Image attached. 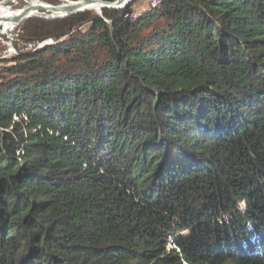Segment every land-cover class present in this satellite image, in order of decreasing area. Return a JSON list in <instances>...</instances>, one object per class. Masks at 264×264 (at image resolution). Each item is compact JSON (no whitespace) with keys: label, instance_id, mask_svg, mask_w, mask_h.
I'll return each mask as SVG.
<instances>
[{"label":"trees","instance_id":"16d2710c","mask_svg":"<svg viewBox=\"0 0 264 264\" xmlns=\"http://www.w3.org/2000/svg\"><path fill=\"white\" fill-rule=\"evenodd\" d=\"M130 7L15 31L0 264H264V0Z\"/></svg>","mask_w":264,"mask_h":264},{"label":"water","instance_id":"95a60500","mask_svg":"<svg viewBox=\"0 0 264 264\" xmlns=\"http://www.w3.org/2000/svg\"><path fill=\"white\" fill-rule=\"evenodd\" d=\"M132 0H117L115 2H105L100 0H82L77 2L69 1V3L63 5H45L36 4L20 9L2 8L3 4L0 3V15L8 13L5 16H0V23H9L12 25H18L28 18H41V19H57L63 18L68 15L87 10L88 6L97 5L101 9H117L122 10L128 7ZM5 2V3H9ZM40 12H43L41 14ZM1 29V28H0Z\"/></svg>","mask_w":264,"mask_h":264},{"label":"built area","instance_id":"2783aa9c","mask_svg":"<svg viewBox=\"0 0 264 264\" xmlns=\"http://www.w3.org/2000/svg\"><path fill=\"white\" fill-rule=\"evenodd\" d=\"M8 1H10V2L5 3ZM30 1H31V3L28 0H0V3L3 4L2 8H10V9H20V8L29 7V6L36 5V4H45V5H49V6L53 5V4L44 2L42 0H30ZM57 1L60 3L57 5H63V4L69 3V0H57ZM161 1L162 0H149L147 10L152 9V8H156ZM40 13L43 14V12H40ZM7 14L8 13L5 12V13L1 14L0 16H5ZM136 16L137 15H135L133 13L131 14V18H135ZM8 24L9 23H0V28H1L0 29V37L2 38L1 42L3 44V47L0 50V61L5 60L6 58L8 59V58L14 57L17 55V50H16V47L14 46V39L17 36V34H15V31L17 30V28L20 24L13 25V26H11L10 29L7 28ZM10 25H12V24H10ZM4 26L6 27L5 30H3ZM11 33L14 36H12ZM6 35H8V36H6ZM3 37H5V39ZM46 42H51V40H47L45 42L39 43L36 47L39 48V46L40 47L43 46L44 44H46ZM31 47L32 46L30 45V48Z\"/></svg>","mask_w":264,"mask_h":264},{"label":"rangeland","instance_id":"374dc122","mask_svg":"<svg viewBox=\"0 0 264 264\" xmlns=\"http://www.w3.org/2000/svg\"><path fill=\"white\" fill-rule=\"evenodd\" d=\"M148 3H149V0H141V1H134V0H132L131 2H130V4H129V6L131 5V7H130V9H131V12L133 13V14H135V15H140L142 12H145V10L147 11V7H148ZM88 8V7H87ZM96 8V9H95ZM87 10H89V11H94V13L96 14L97 13V15H100V9L96 6V7H92L91 9H87ZM39 19H41V18H39ZM57 19H59V18H57ZM45 20H49V19H45ZM84 28V27H83ZM14 30V29H13ZM12 30V31H13ZM9 33V32H8ZM12 34V33H11ZM6 36H8V35H6ZM12 36H14L13 34H12ZM4 39H5V37H3ZM14 38V37H13ZM1 40H2V38L0 37V50L2 49V47H3V44H2V42H1ZM48 40H51V39H48ZM45 41H47V40H45ZM45 41H43V42H45ZM42 43V42H41ZM53 43V41L51 40V42H46V44H44V45H51ZM14 45H15V47H16V50H18V51H20V50H24L25 48H30V45L28 44H25L24 42H22V41H20V39L19 38H17V36H16V38H15V40H14ZM43 45V46H44ZM42 47V46H41ZM40 46H39V48H41ZM11 58H13V57H11ZM7 59V58H6ZM5 59V60H6ZM3 61L4 60H2V61H0V68L1 67H5L6 66V64H7V62L9 61V60H7V61H5V63H3ZM242 206V207H241ZM244 207V203H240L239 205H238V208L239 209H237L238 211V213L239 212H241L242 213V208ZM231 217H229V216H224L223 217V222L224 223H227L228 221H229V219H230ZM173 248V246L172 245H170L169 246V250L170 249H172ZM264 256V255H263Z\"/></svg>","mask_w":264,"mask_h":264},{"label":"bare ground","instance_id":"6f19581e","mask_svg":"<svg viewBox=\"0 0 264 264\" xmlns=\"http://www.w3.org/2000/svg\"><path fill=\"white\" fill-rule=\"evenodd\" d=\"M28 1L31 3L30 0H28ZM96 6H97V5H91V6H88V8H92V7H96ZM97 7H98V6H97ZM11 26H13V25L8 24L7 28L10 29ZM5 28H6V27L4 26L3 30H5Z\"/></svg>","mask_w":264,"mask_h":264}]
</instances>
